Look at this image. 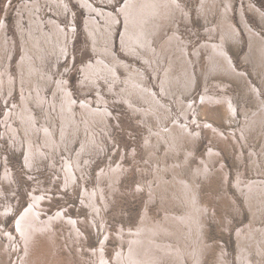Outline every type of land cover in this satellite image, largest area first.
<instances>
[{
    "label": "rangeland",
    "instance_id": "1",
    "mask_svg": "<svg viewBox=\"0 0 264 264\" xmlns=\"http://www.w3.org/2000/svg\"><path fill=\"white\" fill-rule=\"evenodd\" d=\"M27 1L0 0V34L2 24L5 22L7 34L5 36L10 46L8 57L3 56L0 51V77L1 71L6 70L10 73L15 86L9 92L10 86L7 84L3 87L5 88L3 93L0 92V264H123L121 255L124 253V260L128 261L126 254L129 251L143 262L144 256L149 258L151 255L155 256L156 252L162 254L163 250L159 248L160 239L157 245L145 239V244L137 245L133 249V245L143 238L134 241L130 240L128 235L135 234L137 227L143 225L145 221L147 224H155L167 218L169 220V215L175 214L168 206L170 203L167 197L158 190L160 174L168 179L172 177L169 172L172 166L163 169L164 163L171 165L172 155L168 152L164 158L167 150L164 142L154 143L155 136L149 133L142 122L144 119L139 113L133 112L122 99L123 91L119 85L111 87V80L108 82L109 79L105 80L100 75L97 81L91 76L89 78L84 76L83 66L89 65V62L95 63L97 54L92 49V41L85 28L88 12L79 0H66L67 5L59 4L56 0H36L41 3V15L45 21L51 17L68 29L65 55L58 58L57 63L51 62L53 77L67 79V86L73 99L90 100L95 107L108 111V115L105 119H99L95 115L97 121L90 126L92 128L90 132L83 116H89L88 112L77 108L80 111L77 118L82 123L80 129L76 136L70 135L72 138L69 139L68 145L61 144L58 150L46 148L41 143L42 135L37 129H34L33 134L25 132L26 125L17 118L12 121L18 127L20 146L17 137L14 138L10 132L7 120L14 118V111H18L16 109L18 103L19 108L22 107L17 68L21 56L17 11L18 7ZM125 1L89 0L96 6L113 11ZM242 1L246 6L248 0L232 1L231 13L233 21L240 28L242 24L238 8ZM249 1L264 9V0ZM179 2L190 11V14L188 18L178 15L179 18H174L176 19L174 22L178 24L179 37L187 41L194 74V85L184 97L188 101L200 100L199 97L206 89L213 94L232 95L240 107L241 99L245 100V97L251 95L245 90L243 82L217 72H210L207 51L201 49L196 57L191 53L195 47L209 39L205 32L207 23L197 11V0ZM246 17L250 25L264 35V22L253 13L246 12ZM216 21V14L211 13L208 22ZM25 25L28 28V22ZM116 26L113 51L120 59H127L131 66L145 68L148 73L147 81L160 93L154 75L148 67L139 58L127 56L123 52L120 47L123 22L117 23ZM48 28L50 29L49 25ZM167 30L170 35V27H166ZM242 32L241 43L236 45L234 41H228V50L236 66L248 72L253 82L263 91L264 86L260 85L254 74L253 68L256 66L253 67L254 57L249 50L247 35ZM118 73L122 78L126 77V71L122 67L118 68ZM223 83H227V88L219 86ZM53 91L54 87H47L46 95L52 94ZM166 101L172 103L170 99ZM200 107L197 105L196 113L201 122L208 119L218 126L222 131L220 136L225 139L219 140L212 132H207L204 128L198 129L193 123L191 135H194L195 130H198L199 134H195L193 140L188 138L184 144L188 150L193 148V153L187 154V150H184L179 152L178 157L185 161L187 155L192 156L187 158L191 166H200L202 159H207V151L213 147L219 151V156L210 161V167L219 169L223 165L227 172L226 181L223 180L225 185L219 178L213 177L210 181L202 179L201 182L199 197L208 208L200 226L204 240L201 264H238L236 235L239 229L246 227L251 215L245 200L232 181L238 170L243 173L244 178L252 176L248 161L249 152L243 146V153H240L235 140L231 138V133L236 128L233 117L228 122L229 115L220 106L209 107L206 114H203ZM32 108L38 117L34 124L39 126L43 114L41 106L32 104ZM172 108L180 118L183 117L178 106L173 104ZM91 133L94 136L92 141ZM30 134L46 156L37 152L41 157L35 156L27 164L26 145L29 150ZM85 140L88 146L82 145L81 141ZM150 140L152 143H149ZM155 145L158 147L151 149ZM66 161L70 163L67 165ZM186 166L188 165L181 163V171L186 173ZM112 168L116 174H111ZM194 171L193 169L191 173ZM33 196L41 198L39 203L34 205L40 212V217L36 219L39 226L36 229L32 226L34 232L22 237L14 227V221L29 207ZM174 209L181 211L175 206ZM169 225L175 226L173 222ZM183 227L186 228L184 225ZM160 235L171 249L176 247L178 241L175 237L164 231L160 232ZM184 237L185 235L181 238ZM145 245H148V250H144ZM165 250L166 255L172 253V250ZM221 253L223 255L218 257ZM150 258L145 264H160L161 260L164 262L161 264H169L167 260H160L158 257Z\"/></svg>",
    "mask_w": 264,
    "mask_h": 264
},
{
    "label": "bare ground",
    "instance_id": "2",
    "mask_svg": "<svg viewBox=\"0 0 264 264\" xmlns=\"http://www.w3.org/2000/svg\"><path fill=\"white\" fill-rule=\"evenodd\" d=\"M56 1L59 4H66V0ZM79 1L88 12L85 28L89 32L92 49L97 54L95 63L89 62V65L83 66L84 76L88 78L91 76L97 81L100 75L105 80L109 79L108 82L111 80V87L119 85L123 91L122 99L133 112L139 113L144 119L142 122L148 128L149 133L155 136L154 143L164 142L167 148L164 158L168 152L172 155L171 165L166 163L163 165L165 170L172 166V169L169 170L172 177L168 179L165 175L160 174L158 190L164 197H167L170 203L168 206L175 211V214H170L169 220L167 218L155 224H147L145 221L143 225L140 224L135 234L128 235L130 240L134 241L143 238L142 241L133 245V249L137 245L145 244V239H149L155 245L159 244L158 240L160 239L159 248H162L163 252L162 254L156 252L155 256H150L151 258L158 257L160 260H167L169 264L174 262L175 264H188V262L201 264V249L204 240L202 239L203 230L200 226L208 211L207 205L203 204L199 197L201 182L202 179L210 181L213 177L219 178L225 185L224 181H226L227 175L223 165L219 169L210 167V161L219 156V151L213 147L207 151V159H202L200 166H191L187 158L192 156L187 155L185 161L178 157L179 152L184 150H187V154L193 153V148L188 150L184 146L188 138L195 139L196 136H193L199 134V131L195 130L194 135H191L193 123L198 126V129L204 128L207 132H212L213 136L218 137L219 140L225 139L220 136L222 131L218 126L212 124L208 119L201 122V118H198L196 113L198 108L196 107L198 101H202L201 103L205 104L200 107L203 109V114H206L211 106H220L226 109L225 113H229L227 121L229 122L233 117L232 119L236 122V128L231 133V138L235 140L240 153H243V146L249 152L248 161L252 176L244 178L243 173L238 170L234 181H232L236 190L245 200L251 215L246 227L239 229L236 235L237 262L238 264H264V90L262 91V88L253 82L248 72L236 66L227 47L228 41H234L236 45H239L242 41V31L245 32L250 45L249 50L254 57L253 67L256 66L253 68L254 74L263 87L264 35L250 25L246 12L256 14L264 22V9L249 0L244 6V1H242L238 8V16L242 24L240 28L231 17L233 0H199V3L197 0V11L202 20L207 23L205 32L209 39L195 47L191 53L196 57L201 49L207 51L210 72H217L243 82L245 90L251 95L248 97L242 95L245 100L242 98L240 107H238L232 95L213 94L206 89L199 97L200 100L188 101L184 97L194 85V74L192 73V60L187 41L179 37L178 24L174 22L179 18L178 15L188 18V14H190V11L179 4V0H126L117 7L116 11L96 6L89 0ZM40 4L36 0L27 1L23 6L18 7L17 29L21 38V56L17 68L19 69L22 107L19 108L18 103L16 108L18 111H14V118H8L7 122L14 138L17 137L18 144V127L12 121L16 118L26 125L25 132L32 133L34 129H37L42 135L41 143L46 148L58 150L61 148V144L68 145L69 139L72 138L70 135L76 136L80 129L82 123L77 118V113H80L77 108L80 107L88 112L89 116L82 115L90 132L92 131L90 126L97 121V117L105 119L109 112L95 107L90 100L73 99L67 86V79L53 77L51 62L54 63L65 55L69 34L68 29L62 26L58 20L51 17L47 21L43 19ZM211 13L216 14L217 21L215 23L208 22ZM121 21L123 22V31L120 47L127 56L139 58L148 67L154 75L160 93L157 92L155 86L147 81L148 73L144 70L145 68L131 66L127 59H120L113 51L112 44L114 32L117 29L116 24ZM27 22L28 28L25 25ZM5 25L6 23L3 22L0 34V51L3 56L8 57L10 46L9 40L5 36L7 35L5 34ZM47 25L50 29H47ZM166 27H170V35L169 30L166 31ZM214 36L216 37L214 38ZM119 67L126 71L125 78L119 75ZM1 72L0 92L3 93L5 89L3 87L7 84L10 86L8 91L11 92L15 87L11 75L6 70ZM6 77L7 80H5ZM49 86L54 87V91L52 94L46 95V88ZM219 86L227 88V83L219 84ZM162 95L164 97H161ZM167 99H170L172 103L167 102ZM32 104L41 106L43 114L41 121L39 120V126L34 124L38 117L33 112ZM173 104L179 107L183 117L180 118V115L176 114L177 112H173ZM191 113L192 115H190ZM32 134L28 141L29 150L26 145L25 161L27 164L35 156L41 157L37 152L46 156L40 151ZM224 136L226 139L228 138L225 133ZM92 140H94V136L91 133L90 141ZM86 142V140L81 141L82 145L88 146V142ZM149 143H152V140ZM229 143L231 144V142ZM157 147L155 145L151 149ZM239 158L241 161V157ZM69 163L66 161L67 165ZM181 163L188 165L186 173L181 171ZM193 169L195 171L191 173ZM111 174H116L113 168ZM40 199L39 196H33L29 207L14 221V227L22 237L34 232L32 226L35 229L39 226L36 224V219L40 217V212L35 209L34 205L39 203ZM174 206L181 211H176ZM170 221L175 226L169 225ZM162 231L177 239L176 247L171 249L168 244H165L160 235ZM184 235V239L181 238ZM144 248V250L149 249L148 245H145ZM165 249L172 250V253L166 255ZM126 255L128 261L124 260V253L121 255L123 264H145L150 258L144 256L145 261L143 262L130 251ZM221 255L223 254H219L218 257ZM159 263L164 262L161 260Z\"/></svg>",
    "mask_w": 264,
    "mask_h": 264
},
{
    "label": "water",
    "instance_id": "3",
    "mask_svg": "<svg viewBox=\"0 0 264 264\" xmlns=\"http://www.w3.org/2000/svg\"><path fill=\"white\" fill-rule=\"evenodd\" d=\"M202 101H198L197 105H202L203 103H201ZM224 110V112H226V109L225 108H222ZM227 115L229 114L228 112L226 113Z\"/></svg>",
    "mask_w": 264,
    "mask_h": 264
}]
</instances>
